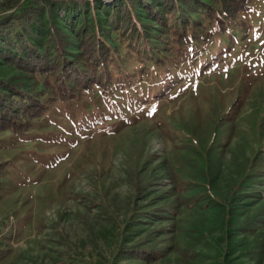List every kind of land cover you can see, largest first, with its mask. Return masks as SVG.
<instances>
[{
    "label": "rangeland",
    "instance_id": "374dc122",
    "mask_svg": "<svg viewBox=\"0 0 264 264\" xmlns=\"http://www.w3.org/2000/svg\"><path fill=\"white\" fill-rule=\"evenodd\" d=\"M79 1L52 9L67 58L85 27L116 44L105 23L120 0ZM193 2L200 20L211 0ZM133 12L148 41L124 65L129 87L55 99L28 130L0 133V264H145L118 254L133 245L152 264H264V0L169 78L157 56L170 20Z\"/></svg>",
    "mask_w": 264,
    "mask_h": 264
},
{
    "label": "trees",
    "instance_id": "16d2710c",
    "mask_svg": "<svg viewBox=\"0 0 264 264\" xmlns=\"http://www.w3.org/2000/svg\"><path fill=\"white\" fill-rule=\"evenodd\" d=\"M57 1L27 0L18 7L10 6L9 0L0 1L1 7L14 9L0 19V59L16 71L12 76H0V133L28 130L55 99H76L95 87L104 92L113 85L129 87L131 78L125 82L122 76L124 65L133 60L137 46L135 53L139 59L138 53H143L148 41L134 7L159 25L164 17L170 20V31L161 40L164 48L156 55L157 66L169 78V64L176 65L180 59L195 56L197 47L208 42L212 31L223 32L238 12L248 9L251 0H211L201 6L200 20L188 17L191 9H195L193 0H151L148 4L144 0H120L107 11L105 23L116 44L109 43L98 27L94 32L85 27L79 33L77 52L71 58L63 55L69 45L66 37L56 24H51L58 19L52 16ZM118 254L136 257L145 264L159 258L136 245L120 248Z\"/></svg>",
    "mask_w": 264,
    "mask_h": 264
}]
</instances>
